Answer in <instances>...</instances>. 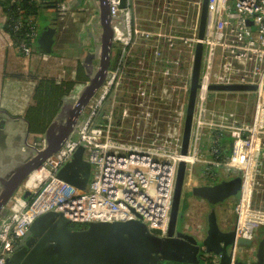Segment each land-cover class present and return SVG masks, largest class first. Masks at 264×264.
Listing matches in <instances>:
<instances>
[{
	"label": "built area",
	"instance_id": "1",
	"mask_svg": "<svg viewBox=\"0 0 264 264\" xmlns=\"http://www.w3.org/2000/svg\"><path fill=\"white\" fill-rule=\"evenodd\" d=\"M36 1L47 10L44 14L48 19L53 14L52 25L67 26L72 12L69 0ZM192 2L194 8L188 10L191 26L176 33L164 28L158 18L136 14L137 0H125L124 7H120L121 0H109L110 13L114 18L121 17L124 30L116 40L115 47L120 52L117 64L109 69L105 82L88 104L78 132L41 166L49 170L48 177L37 188L24 190L19 199L14 196L9 200V215L0 220V264H7L35 219L48 212L81 225L137 220L148 230H159L161 236H166L181 161L190 171L202 163L200 172L205 178L218 176L216 168H224L223 174L241 170L243 186L252 165L253 197L256 166L264 157V0H209L191 139L184 155L183 128L199 42L202 0ZM163 3L167 10L171 8L170 0ZM168 14L172 15L169 11ZM7 21L8 15L0 5V34L21 56L27 59L38 56L42 61L51 57L34 46L40 35L39 25H31L28 39L16 42L4 28ZM22 26V20L15 21V30ZM126 55L131 57L129 61ZM68 75L63 67L54 78L60 82ZM85 84L86 81L75 86L82 89ZM233 84L255 86L254 90L243 91L255 93V110L249 121L240 122L217 105L219 93L238 91L212 90L211 86ZM107 98L111 99L114 111L116 107L120 109L116 116L119 123L113 122L116 111L111 112L112 122L110 119L104 122V116L101 121L103 113L99 112L103 111ZM130 118V132L125 137L120 133L122 120ZM224 133L237 136L231 145V156L224 154L229 149L221 142ZM30 142L42 148L43 134L32 133ZM81 145L85 148L84 159L93 168L85 188L58 176L65 161ZM62 153L63 157L53 165L50 159ZM26 191L30 193L28 198H24ZM252 197L245 199L242 187L234 207L237 214L233 226L234 256L238 251L237 239L254 240L256 229L264 226V211L253 207ZM205 256L206 264H221L220 256L208 253Z\"/></svg>",
	"mask_w": 264,
	"mask_h": 264
},
{
	"label": "water",
	"instance_id": "2",
	"mask_svg": "<svg viewBox=\"0 0 264 264\" xmlns=\"http://www.w3.org/2000/svg\"><path fill=\"white\" fill-rule=\"evenodd\" d=\"M97 11L92 20L95 50L91 53L96 59L89 64V79L75 98L67 97L60 114L43 134V147L37 148L31 142L32 132L25 116L13 117L0 110V220L9 215L8 202L19 191L29 175L40 168L43 163L60 150L77 132L85 110L105 82L112 61L116 40L124 30L120 24L121 17L114 18L110 13L109 0H96ZM71 7H72V3ZM125 6L121 0L120 7ZM209 0H202L199 18L198 38L196 44L191 86L183 128L181 152L186 155L189 150L193 116L202 65L203 43L208 25ZM252 25V22H248ZM90 33V29L87 30ZM56 28L46 25L37 40L38 51L52 54V36ZM98 65V66H96ZM212 90L247 91L254 90V85H212ZM17 123L21 130L10 134L6 128L10 123ZM9 131V132H8ZM5 142L8 146H6ZM75 164L86 167L80 178ZM5 166V168H4ZM3 167V169H2ZM67 168V169H66ZM62 168L58 176L73 185L85 188L90 176V165L83 159V149L75 152L71 168ZM187 165L181 161L178 167L173 203L170 213L169 229L166 236L159 230L150 231L141 221L93 222L84 228L72 229L70 222L60 221L54 212L38 216L30 226L27 234L7 260V264H206V254L220 256L221 264H264V239L259 240L256 259L244 261L234 256L236 241L234 229L221 228L216 211L207 218L205 238L182 232L176 228L182 193L184 191ZM243 187V174L238 170L235 176L211 184L195 185L191 193L210 204H218L230 197L239 199ZM30 193L26 191L24 198ZM172 226V227H171ZM255 239L240 237L238 246H251ZM234 257V258H233Z\"/></svg>",
	"mask_w": 264,
	"mask_h": 264
},
{
	"label": "rangeland",
	"instance_id": "3",
	"mask_svg": "<svg viewBox=\"0 0 264 264\" xmlns=\"http://www.w3.org/2000/svg\"><path fill=\"white\" fill-rule=\"evenodd\" d=\"M149 1L148 0H137V6L135 7L136 8L135 9L136 14H140L143 17H145L144 16L145 14H148V15H151V17L154 19L158 18L157 21H160L162 23L161 25L164 28L173 29L174 32H176V33L187 31L186 29L191 23V19L189 18L191 16V12H188V10L189 9L193 10V8H194V3L192 2V0H170L171 1V5H170L171 8H168V10L164 7V3H163L164 0H149ZM77 11L78 12H76V14L72 15L73 17L76 18L74 23L71 21L72 26H69L67 28L68 30H65V32H64V34L66 33L65 36H68V38H72L69 43L74 42L73 46H74L75 50H77V53L76 52L72 53V51H70V49L69 50L63 49V51H60V53H59L61 56H64V54H65L64 57H68V59H70L71 62L72 61L76 62L78 59L84 57V55L88 51L95 50V47H96L94 39L90 38L89 33L85 32L83 29L84 24H86V23H84V20L86 18H88L89 14L82 11L81 9H79ZM168 11L172 15H169ZM175 11L177 13H175ZM72 16H70V17H72ZM159 18H161V19H159ZM92 19L93 18L90 16L88 21L86 20L88 22L87 25L89 26V28L92 27V22H93ZM73 24H74V26H73ZM74 32H75V34H74ZM68 34L69 35L71 34L70 35L71 37H69ZM67 41H69V40L68 39L65 40V45H66ZM57 52H59V51H57ZM117 56H118L117 48L114 47L110 68H113V64L115 63ZM22 57L24 58V56H22ZM125 59L129 61V59H131V57L129 55H126ZM96 66H98V65H96ZM125 69H126L125 70V72H126L127 67ZM67 71L70 74V71H72V70L68 69ZM6 75L16 77L19 74H16V72H15V73H10V74H6ZM29 75L32 76V74H30V73H29ZM70 76L69 77L67 76V79L70 78ZM126 76H129V75H126ZM19 77H22V75H20ZM73 78H74V76H73ZM237 94L238 93H236L234 95H237ZM244 94L245 95H241L240 97L233 96L231 98H229L230 96L229 97L222 96V99L229 98L230 103L234 102L232 104L227 105V107H230L231 110L234 111V114H233L234 119H236L240 122L249 121L253 115L254 110H255V93L245 92ZM69 97H71L73 99L75 98L73 95H71V96L69 95ZM236 100H237V104L235 103ZM32 102H33V100H32ZM106 104L103 107V111L100 110L99 113H103L101 115V121H102V116H104L106 118V121H104V122L107 123L109 119L112 122L113 115L111 112L114 111L113 110L114 107H112V102H111V99H109V98L106 99ZM115 111H114L115 112V115H114L115 118H113L114 119L113 122L119 123V118H118V120H116V116L119 115L120 109H118V107H116ZM122 123H123L122 124L123 128L120 130V133H123V135L125 137H127L128 136L127 133L130 132L129 128L132 124V118L126 119V120H124V122L122 120ZM223 136L225 137L226 143L228 144V147H229L228 153H226V154L231 156V145L234 142V140L237 138V136L234 133H224ZM263 141H264V132H263ZM79 149H83V159H84V152H85L84 145H81L78 148V150ZM74 155H75V153L65 161L64 166H63L64 168H66V167L71 168L72 164L74 163ZM256 167H257L256 176H255L256 184H255V189H254V195L252 197V205H253V207L257 208L258 210L264 211V157H263V159H260V161L258 162ZM43 168L38 169L36 171V173L34 174L33 180L36 183V185L33 188H37L39 186V184L42 183L46 179L45 170H44L46 168H44V169ZM62 168H60V170ZM201 168H202V163H197L194 167L195 172H193L192 175H189V178L186 179L187 181H190V183H189V185L186 186V188L184 189V191L182 193L181 203H180V207H179V217L181 216L182 219H179L178 222H193V223L197 224V223H200L203 219H205L207 221V218L210 215V213L212 211H217L219 213L220 218H222L225 215V217L228 220H230V222H234V224H235V221L237 219V216H236L237 214H236L235 209H234L236 202H237L236 198L230 197L226 201L220 202L218 204H210L206 200H204L198 196H195L191 193L190 188H192L193 186L203 184L207 181H212V179H213V177H211V178L210 177H207V178L204 177L203 179L198 178L195 173L196 172L199 173ZM72 169H75L78 176L80 178H83L84 171L86 170V167H82L81 165L75 164V166H73ZM92 170H93V168L90 165L89 180H90L91 175H92ZM216 170H218L217 171L218 176H216L215 180L218 179V181H221L224 179H228V178H225L226 175H224L222 172L224 170V168H216ZM225 171L227 172L226 167H225ZM230 171H231L229 173L230 176H232L234 174V172H235V174H234V176H235L238 172V170H235V169H232ZM253 178H254V172H253V175H251L249 182L248 183L246 182L247 184H246L244 196L248 199L251 197V194H252ZM191 179H193V183H191ZM248 186H249V189H248ZM59 219H60V221L66 222L65 218H63V217H59ZM69 224H70V226H72L74 223H69ZM256 233H260L259 238L256 237L253 245L244 247V249L241 250L240 252L238 251L236 258H241L242 260L247 261V262L253 261L256 259L257 250H258V242H259V240H261V238L264 239V226L258 227L256 229ZM165 263H161V264H165Z\"/></svg>",
	"mask_w": 264,
	"mask_h": 264
},
{
	"label": "crops",
	"instance_id": "4",
	"mask_svg": "<svg viewBox=\"0 0 264 264\" xmlns=\"http://www.w3.org/2000/svg\"><path fill=\"white\" fill-rule=\"evenodd\" d=\"M69 1L70 3H72V12L68 16L67 26H65L64 24L62 26L61 24L52 25L51 23L54 22L52 20L53 14H49V19L46 17L47 21L45 20L46 22H44L43 24L42 29L46 25L56 28V33L52 36L53 43L51 46V50L53 51V54H51V57L49 59H45L42 61L40 60L41 58H39L38 56H34L31 59H27L25 57L23 58L17 51L16 47L9 44L7 42V39L3 35L0 34V110L6 111L10 116H13V117L25 116L27 108L32 104L34 88H35V84L33 81L34 79L32 76L41 75V76L55 77L59 74L61 68L63 67L66 70L68 69L72 70L70 71V74L68 73L69 74L68 76L71 75L70 78L68 79H73V76H75L74 72L77 67L78 61L81 58L78 59L76 62L74 61L71 62L70 59H68V57H64L65 54L64 56H61L59 54L60 51H63V49H67V50L70 49L72 53L74 52L77 53V50H75L73 46L74 42L69 43L72 38H68V36H65L66 33L64 34V32L65 30H68L67 28L69 26H72L71 21L74 23L76 19L72 15L76 14V12H78L77 10L81 9L82 11L89 14L88 18L84 20V23L86 24H84L83 29L87 33H88L87 30L90 29L89 36L90 38H93L91 36V32H94V29L93 27L89 28V26L87 25L88 23L87 21L90 16L93 18L92 20L95 19V15L97 11V1L96 0H69ZM42 11L43 13H45V11L47 10L42 8ZM144 16L149 18L148 14H145ZM190 26L191 25H189L188 28ZM70 35L69 37H71ZM66 39H68L69 41H67L65 45ZM37 47H38V42H37L36 48ZM15 72L16 74H19L16 77L6 75L10 73H15ZM29 73L32 74V76H30ZM20 75H22V77H19ZM236 93L238 94L234 95ZM244 93L245 92L243 91L230 92V93L228 92L219 93L217 95L218 100H216V102L218 101L217 105H220L221 107H223L227 113L233 116L234 111H232L230 107H227V105L232 104L234 102L230 103L229 98L233 96L240 97L241 95H245ZM222 96H227V97L230 96V97L222 99ZM235 103L237 104V100L235 101ZM6 128H8V130L11 131L10 134H13V136L15 135V133L18 134L19 132H21V130H19L20 126L15 122L10 123L8 127L6 125ZM5 144L6 146H8L6 142ZM1 146L3 147L4 143L1 144L0 142V148ZM0 161H1V158H0ZM37 170L38 169H36L29 175L28 179L23 183V185L21 186V188L16 194L21 195L23 191L26 189H30V190L35 189L33 188L35 186L33 177ZM1 172L2 171L0 170V179L2 178V175H3V173ZM193 172H195L194 168L192 171L186 170L184 189L190 183V181H187L186 179L189 178V175H192ZM195 174L198 178H202V179L204 178L201 172L199 173L196 172ZM224 175H226L225 178H230L229 172H227V174H224ZM191 183H193V179H191ZM211 183H214L213 179L212 181H207L203 184H211ZM216 214H217L218 221L222 229L224 230H229L231 228L233 229L234 222H230V220H228L225 217V215L222 218H220L219 213L217 211H216ZM179 219H182V217L181 216L179 217L178 215L177 222H176V228L178 230H181L182 232H185V233L193 234L199 238H205L206 231H207V221L205 219H203L200 223H197V224L193 222H178ZM259 236H260V233H257L258 238ZM244 247L246 246H242V245L238 246L237 250L240 252L241 250L244 249Z\"/></svg>",
	"mask_w": 264,
	"mask_h": 264
},
{
	"label": "trees",
	"instance_id": "5",
	"mask_svg": "<svg viewBox=\"0 0 264 264\" xmlns=\"http://www.w3.org/2000/svg\"><path fill=\"white\" fill-rule=\"evenodd\" d=\"M0 5L8 15V21L4 28L16 42L21 39H28L27 33L30 31L31 25H39L41 31L44 22L47 21V16L43 13L41 6L36 0H0ZM17 20L23 21V26L19 30L14 29L15 21ZM36 45L37 41L34 42V46ZM117 52L118 56L113 66H116L119 58L120 52L118 49ZM95 63V57L91 51H88L78 61L73 79H65L57 82L56 78L50 76L33 77L36 81L33 102L25 113V119L32 133H44L47 130L62 111L67 102V97L75 85L89 79V64L93 65ZM221 142L222 144L226 143L224 136H222ZM226 153L224 152V154ZM215 179L216 177H213V181L217 182L218 180ZM70 227L72 229H80L84 226L81 224H73Z\"/></svg>",
	"mask_w": 264,
	"mask_h": 264
},
{
	"label": "bare ground",
	"instance_id": "6",
	"mask_svg": "<svg viewBox=\"0 0 264 264\" xmlns=\"http://www.w3.org/2000/svg\"><path fill=\"white\" fill-rule=\"evenodd\" d=\"M80 90H81V86L80 85H77V86H75L74 87V90L72 91V95H78V93L80 92ZM60 157H63V153L59 156V157H52L51 159H50V161L52 162V164L53 165H55V164H57L58 163V161H59V158ZM242 161H243V159H242ZM41 168H43V167H41ZM44 169V168H43ZM45 170V175H46V178L48 177V175H49V170H47V169H44ZM35 171V170H34ZM253 172H254V170H253V167H252V165H250V168H249V170H247V174H246V176H245V178H244V186H243V197L245 198V199H248V198H246L245 196H244V192H245V189H246V184L249 182V180H250V178H251V175H253ZM247 182V183H246ZM41 184V183H40ZM39 184V185H40ZM35 185H36V183H35ZM248 189H249V186H248ZM20 196L21 195H19V194H15V199H19L20 198ZM251 197H252V195H251ZM250 197V198H251Z\"/></svg>",
	"mask_w": 264,
	"mask_h": 264
},
{
	"label": "flooded vegetation",
	"instance_id": "7",
	"mask_svg": "<svg viewBox=\"0 0 264 264\" xmlns=\"http://www.w3.org/2000/svg\"><path fill=\"white\" fill-rule=\"evenodd\" d=\"M83 226L86 227V225H83ZM84 227H82V228H84ZM19 244H20V243H19ZM19 244H18V245H19ZM18 245H16V247H17ZM16 247H15V248H16Z\"/></svg>",
	"mask_w": 264,
	"mask_h": 264
}]
</instances>
